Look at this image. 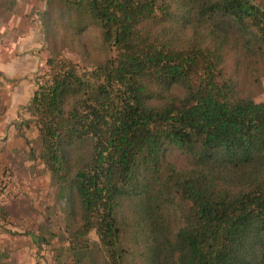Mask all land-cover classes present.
I'll return each mask as SVG.
<instances>
[{
    "label": "trees",
    "instance_id": "obj_1",
    "mask_svg": "<svg viewBox=\"0 0 264 264\" xmlns=\"http://www.w3.org/2000/svg\"><path fill=\"white\" fill-rule=\"evenodd\" d=\"M61 1L112 50L49 57L26 107L69 264H264V0Z\"/></svg>",
    "mask_w": 264,
    "mask_h": 264
},
{
    "label": "rangeland",
    "instance_id": "obj_2",
    "mask_svg": "<svg viewBox=\"0 0 264 264\" xmlns=\"http://www.w3.org/2000/svg\"><path fill=\"white\" fill-rule=\"evenodd\" d=\"M61 7V0H0V45L2 30L10 21L14 25L10 36L27 49L21 53L30 52L34 58L28 63L23 59L19 72L15 68L0 73V110L14 121L12 133L5 126L6 135L0 134V264L71 262L66 195L39 159V131L26 107L49 70V57L66 58L90 69L112 50L103 45L95 26L87 24L77 39V29L70 26L75 17L60 20ZM253 92L254 101L264 103V79ZM89 239L97 241L93 232Z\"/></svg>",
    "mask_w": 264,
    "mask_h": 264
},
{
    "label": "crops",
    "instance_id": "obj_3",
    "mask_svg": "<svg viewBox=\"0 0 264 264\" xmlns=\"http://www.w3.org/2000/svg\"><path fill=\"white\" fill-rule=\"evenodd\" d=\"M13 23L10 21L7 23L6 28H4V31L2 30V39L3 44L0 45V73H7L8 71L14 70L16 68V71L19 72L22 70V66L24 63L22 62L23 59H25V63H28V61L32 62V59H34L31 56V53L29 52V55L27 56L26 53H21L22 50H27L25 47H20L22 44H17L16 37H11V31L13 30ZM4 32L6 35L4 36ZM4 37V38H3ZM22 48V49H21ZM21 50V51H19ZM19 51V52H18ZM30 51V49H29ZM21 53V54H20ZM24 55V56H20ZM25 65V64H24ZM33 66V65H31ZM2 75V74H1ZM2 96V95H1ZM15 104V103H14ZM7 113L5 110H0V134L4 133L3 136L6 135V132L2 129L5 126H8L9 133H12L14 130V121H12L10 118H8ZM4 131V132H2Z\"/></svg>",
    "mask_w": 264,
    "mask_h": 264
}]
</instances>
